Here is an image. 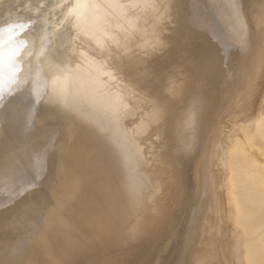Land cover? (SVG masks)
I'll use <instances>...</instances> for the list:
<instances>
[{
  "label": "bare ground",
  "instance_id": "6f19581e",
  "mask_svg": "<svg viewBox=\"0 0 264 264\" xmlns=\"http://www.w3.org/2000/svg\"><path fill=\"white\" fill-rule=\"evenodd\" d=\"M60 1L63 4L69 3L65 10L44 16L38 31L15 40L17 35L12 34L16 26L12 21L13 10L23 8L22 12L27 15L45 7L46 2L0 0V16L8 19L0 20V145L4 143L7 147L15 148L18 142L17 134L23 133L24 137L21 139L25 147L24 152L26 149L28 151L25 156H8L3 148L0 151V173L16 176L30 156H42L48 152L54 143L59 123V120L50 118L48 112L67 95H78L91 90L89 97L96 100L100 93L93 90L94 86L91 87L96 81L95 78L85 79L90 72L100 70L95 66V62L89 60L90 54L101 51L109 43L115 44L121 38L133 37V42L123 44V48L118 45L114 49V52L119 54L115 66L125 68V77L133 85L136 80L133 81L134 77H131L130 73L136 74L138 70L142 75H146L150 70L156 72V85L153 88L146 85L149 80H142L147 82V89H151L146 92L150 94V98L164 100L160 105L157 104L158 107L165 104L167 110H188L195 113L202 97L193 100L183 109H176L177 106L173 103L177 102L179 97L177 98L173 91L187 79L201 80L208 86L211 92L205 101L204 109L199 113L203 145L207 136L216 128L215 116L223 115L232 105H235L233 115L239 114L241 117L245 116H242V113L246 114L244 111L250 109L252 112L255 107H260L259 111L257 108L258 112L253 110L255 114L252 113V119L248 115L251 121L241 126L244 140L234 134L226 135L225 140L218 138L213 142L216 145L215 153L211 159L208 157V161L213 162L215 167L210 178L211 184L209 181L212 193L209 213L212 214L207 220L210 222L208 228L212 236L203 249L192 248V254L194 258L200 257L199 259L203 256L201 260L208 264H264V162L255 160L264 158V0ZM250 9L252 17L248 12ZM123 26L126 31H122ZM153 32L158 35V48L152 46L145 49V34ZM109 34L112 38L107 40ZM211 37L216 38L218 43H210ZM137 44L142 47L143 52L135 58L134 50ZM124 51L127 54L122 55ZM70 65H73V68H69ZM184 67L185 72L190 69L195 72L181 77L177 70ZM72 71L77 72V78H64ZM105 104L106 102L103 105ZM103 105L101 107H104ZM231 114L229 113V116ZM232 118L221 121L220 126L226 122L236 125L234 123L239 120ZM21 148L23 149L20 146L19 150L23 151ZM247 148L252 151H247ZM42 150L45 151L41 152ZM67 157L66 161L80 169L90 168L81 164L83 158H90L89 161L96 159L86 150L67 154ZM73 176L74 173L69 171L64 177V182L68 189L75 193L83 187L88 177ZM183 181L186 183L187 180ZM258 184H261V187ZM4 187L6 186H3L2 190H8ZM107 196L98 195L97 191L94 199L97 198L100 204H109L110 198ZM21 219L23 224L27 222L25 218ZM57 220H60L56 221L57 224L65 228L68 222H71L60 216ZM226 220H230L231 224ZM18 225L20 223L15 221L8 227L20 228ZM95 226L98 234H103L104 227L98 221ZM31 227L24 228L25 234L31 235ZM76 247V242L68 241L63 247L66 250L65 255L60 254L61 248L45 254L35 247L34 253L31 254L36 259L34 263H30L61 264L64 256H76ZM17 263L19 261L15 264ZM105 264L126 262L112 260Z\"/></svg>",
  "mask_w": 264,
  "mask_h": 264
},
{
  "label": "rangeland",
  "instance_id": "374dc122",
  "mask_svg": "<svg viewBox=\"0 0 264 264\" xmlns=\"http://www.w3.org/2000/svg\"><path fill=\"white\" fill-rule=\"evenodd\" d=\"M42 1L46 2L45 7L27 15L22 12L23 8L13 10L12 21L16 26L14 29L11 26L10 30L13 29V36L17 35L15 40L38 31L44 16L60 13L69 4H63L60 0ZM251 11L248 10L250 17L253 14ZM0 20L8 19L0 16ZM122 31H126L124 26ZM145 35L143 47L158 48V35L154 32ZM109 38H112L111 34L107 40ZM121 39L115 44L109 43L97 53L94 51L90 54L89 60L95 62V66L100 70L90 72L85 79L89 80L91 77L96 80L91 87L94 86L93 90L100 91L96 98L97 104L107 101L110 103L114 97H118L128 101L127 109L134 115L128 122L124 121L125 126L121 130L114 131L111 136L101 135L100 139H96L92 135L89 138L83 133L70 109L62 107L61 110H57L65 103L64 99L48 112L50 118L59 120L56 127L57 136L55 135L54 143L48 152L42 156L37 154L30 156L22 171L15 174L16 176L0 173V183L2 185L4 183L3 186H6L4 188L8 189H3L4 192L1 193L3 186L0 184V250H2L0 252H3L0 253V257L2 256L0 264H15L18 261L17 264L34 263L36 258L31 253H34L35 247L45 254L61 248L60 254L65 255L66 250L63 247L70 240L78 245L74 250L76 256L62 255L64 257L61 264H105L112 260L124 261L127 264L129 259V263L133 264H208L201 260L203 256L199 259L200 257L194 258L192 254V248L205 247L212 236L208 228L210 222L207 220L212 214L209 213L211 210L209 203L212 202L209 181L215 167L212 165L213 162L208 161V157L211 159V156H214L216 148L214 140L220 138L222 141L226 135L234 134L242 140L244 137L242 125L251 121L253 110L257 111L258 107L251 108L252 112L250 109L244 111L246 114L242 113V116L245 115L247 118L239 114H235L237 117L233 115L235 105L227 109L223 115L215 116L216 128L207 136L203 145L199 113L204 109L205 101L211 92L208 86L204 81L187 79L174 91L169 90L179 97L178 101L173 103L177 106L176 109L181 107L183 109L193 100L202 97V102L195 113L188 110H167L165 104L158 107L157 104L163 103L164 100L150 98V94H146L151 90L147 89V86L153 88L156 85V72L149 69L146 75H142L140 70L136 74L130 73L129 75L134 77L133 81H137L133 85L125 77V68L115 66L119 54L114 52V49L118 45L123 48V44L134 40L133 37ZM209 42L218 43L214 37H211ZM135 47L136 58L142 54L143 49L141 50L142 47L138 44ZM121 54L127 53L124 51ZM186 67L177 70L181 74L179 76L185 77L195 72L192 69L185 72ZM69 68H73V65ZM67 77L75 79L78 74L72 71L64 76ZM143 78L150 82L146 84ZM58 111H62L60 117L56 116ZM248 112L251 114H247ZM231 116L240 122L236 121L234 123L236 125L226 122L220 126L221 121L229 120ZM107 123L109 124V121ZM59 126L63 129L62 132ZM124 130L128 131L126 133H135L136 137L127 143L129 148L125 149V159H116L114 162L110 145L113 143V137L124 134ZM16 137L18 142L15 148L13 146L14 151L4 143L0 145V151L4 148L8 156L21 154L25 156L28 151L26 149L24 152L25 147L21 139L24 134L18 133ZM102 145L105 147L102 148ZM20 146L23 147L21 148L23 151L19 150ZM250 149L247 148V151L251 152ZM85 150L96 157L92 161H89L90 158L81 160V164L88 165L89 169L83 167L80 169L66 161L67 154ZM43 151L45 150L41 152ZM255 160L264 162V158ZM69 171L74 173V178L88 177L83 187L75 193H72L64 182V177ZM184 179L187 180L186 183ZM261 184L258 186L261 187ZM97 191L98 195H108L110 203L100 204L97 198L94 199ZM180 193L182 195L179 196ZM59 216L71 221L68 222L67 228L57 224L56 221H60L57 220ZM21 218H25L27 222L23 224ZM15 221L20 223L18 225L20 228L8 227ZM96 221L104 227L103 234L96 231ZM227 223L231 224V221L228 220ZM30 226L33 229L31 235L25 234ZM29 246L30 248H27ZM25 257L28 259L25 260Z\"/></svg>",
  "mask_w": 264,
  "mask_h": 264
},
{
  "label": "water",
  "instance_id": "95a60500",
  "mask_svg": "<svg viewBox=\"0 0 264 264\" xmlns=\"http://www.w3.org/2000/svg\"><path fill=\"white\" fill-rule=\"evenodd\" d=\"M89 96L90 92L87 90L81 94L78 93V95H67L64 98L65 103L57 108V110H61L62 107L70 109L74 114L76 122L78 121L79 128L84 134H87L89 138H91V135L96 139H100L101 135H105L106 137L108 134L111 136L114 131L117 132L119 129L121 130L122 127L124 128V121L128 122V120L134 115L127 109L129 103L126 100L114 97L113 102H106V104L103 105L105 102L97 104L96 100L90 99ZM101 105L104 107H101ZM61 112L62 111H58L56 116L60 117ZM126 112H128V114ZM98 119L99 121L97 122ZM107 121H109V124ZM104 123L105 126H103ZM126 132L128 131L124 130V134L118 135L119 137L116 135L113 137L112 142L114 144L111 143L110 146H112L111 152L114 154V162L116 159H125V149H128L129 147L123 144L135 140V133Z\"/></svg>",
  "mask_w": 264,
  "mask_h": 264
}]
</instances>
